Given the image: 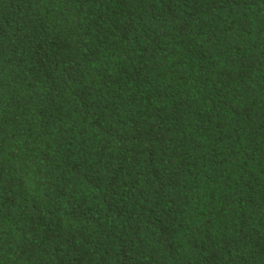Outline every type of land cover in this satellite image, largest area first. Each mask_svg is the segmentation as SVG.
Wrapping results in <instances>:
<instances>
[{
	"label": "trees",
	"instance_id": "obj_1",
	"mask_svg": "<svg viewBox=\"0 0 264 264\" xmlns=\"http://www.w3.org/2000/svg\"><path fill=\"white\" fill-rule=\"evenodd\" d=\"M0 264H264V0H0Z\"/></svg>",
	"mask_w": 264,
	"mask_h": 264
}]
</instances>
